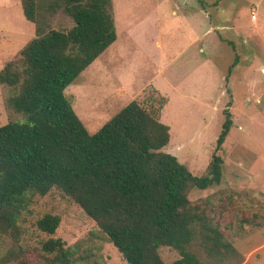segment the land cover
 Masks as SVG:
<instances>
[{
  "label": "trees",
  "instance_id": "16d2710c",
  "mask_svg": "<svg viewBox=\"0 0 264 264\" xmlns=\"http://www.w3.org/2000/svg\"><path fill=\"white\" fill-rule=\"evenodd\" d=\"M20 3L35 36L0 68V84L9 89L6 105L16 114L0 126V238L9 240L0 264L75 263L63 240L51 236L57 214L35 219V228L46 235L39 247L20 244L33 197L51 189L71 198L127 264H166L165 247L178 254L170 264L241 262L229 231L234 221L245 232L256 216L243 210L235 215L231 191L189 198L193 189L220 183L223 161L217 152L231 114L225 113L201 175L162 150L170 135L160 116L169 99L152 84L89 133L64 90L115 41L112 0ZM57 10L72 21L69 28H50L46 14Z\"/></svg>",
  "mask_w": 264,
  "mask_h": 264
},
{
  "label": "rangeland",
  "instance_id": "374dc122",
  "mask_svg": "<svg viewBox=\"0 0 264 264\" xmlns=\"http://www.w3.org/2000/svg\"><path fill=\"white\" fill-rule=\"evenodd\" d=\"M112 6L116 42L64 90L74 112L94 133L142 87L157 81L169 99L160 117L170 135L162 150L193 175L205 171L230 113L232 126L217 152L221 181L193 189L189 198L233 192L235 215L243 210L256 216L245 232L234 221L229 231L242 256L237 264H264V0H112ZM46 17L52 29L72 25L59 10ZM33 36L35 25L25 18L20 0H0V68ZM116 48L119 55L113 54ZM8 96V87L0 84V126L16 118L6 105ZM29 209L21 223L23 246L39 247L46 235L34 222L47 212L59 215L51 236L63 240L76 264H127L95 222L59 190L34 196ZM8 246L9 240L0 238V256ZM161 255L166 264L178 257L167 247Z\"/></svg>",
  "mask_w": 264,
  "mask_h": 264
},
{
  "label": "crops",
  "instance_id": "0c3cea01",
  "mask_svg": "<svg viewBox=\"0 0 264 264\" xmlns=\"http://www.w3.org/2000/svg\"><path fill=\"white\" fill-rule=\"evenodd\" d=\"M185 1H188V0H182V2H185ZM193 6H194L193 9L198 10V12H199L200 14H202V9H201L200 5H198L196 2H194V3H193ZM172 13H173V12H172ZM255 14H256V11H255ZM254 20H255V18H254ZM213 30H214V28H213ZM215 30H216V29H215ZM127 33H128V31H127ZM196 39H197V37L195 36V37H194V41H196ZM115 40H116V39H115ZM115 42H116V41H115ZM111 44H112V43H111ZM111 44H110V45H111ZM110 45H109V46H110ZM157 45H158V43H157ZM109 46H108V47H109ZM108 47H107V48H108ZM107 48H106L104 51H106ZM104 51H103V52H104ZM103 52H102V53H103ZM102 53H101V54H102ZM115 53H116L117 55H119V53H120L119 50H117V48L114 49V53H113V54H115ZM101 54H100V55H101ZM100 55H99V56H100ZM106 57H108V56H106ZM110 57H112V56L110 55ZM208 64H209V63H208ZM153 84H154L153 86H154V87L156 86L155 88L159 91V86L157 85V81H154ZM143 88H144V87H142V88L140 89L139 92H141ZM120 89L123 90V92H121V93L126 92L125 87H123L122 85H121ZM159 92H160V91H159ZM139 94H140V93H139ZM139 94H138V95H139ZM135 97H136V96H135ZM168 101H169V100H168ZM161 111H162V110H161ZM160 117H161V116H160Z\"/></svg>",
  "mask_w": 264,
  "mask_h": 264
},
{
  "label": "built area",
  "instance_id": "2783aa9c",
  "mask_svg": "<svg viewBox=\"0 0 264 264\" xmlns=\"http://www.w3.org/2000/svg\"><path fill=\"white\" fill-rule=\"evenodd\" d=\"M254 14H255V13L252 11V12H251V15H252L251 17H252V18H255V15H254Z\"/></svg>",
  "mask_w": 264,
  "mask_h": 264
}]
</instances>
